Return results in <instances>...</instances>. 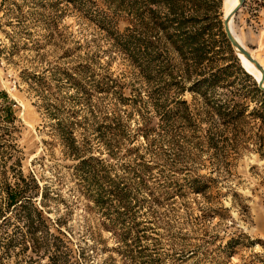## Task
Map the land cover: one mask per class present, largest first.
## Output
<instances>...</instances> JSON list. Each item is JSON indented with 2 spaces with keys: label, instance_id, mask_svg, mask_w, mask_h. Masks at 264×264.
I'll list each match as a JSON object with an SVG mask.
<instances>
[{
  "label": "rangeland",
  "instance_id": "374dc122",
  "mask_svg": "<svg viewBox=\"0 0 264 264\" xmlns=\"http://www.w3.org/2000/svg\"><path fill=\"white\" fill-rule=\"evenodd\" d=\"M177 1L0 0V264H264V94Z\"/></svg>",
  "mask_w": 264,
  "mask_h": 264
},
{
  "label": "water",
  "instance_id": "95a60500",
  "mask_svg": "<svg viewBox=\"0 0 264 264\" xmlns=\"http://www.w3.org/2000/svg\"><path fill=\"white\" fill-rule=\"evenodd\" d=\"M246 0H239V4L231 11L229 15L224 18V30L227 35L228 40L235 49L237 55L243 54L246 58L254 63L257 69L261 72V77L257 79L258 87L264 92V67L262 64L253 56V54L238 40L234 31L231 27V22L233 21L235 15L243 6Z\"/></svg>",
  "mask_w": 264,
  "mask_h": 264
},
{
  "label": "bare ground",
  "instance_id": "6f19581e",
  "mask_svg": "<svg viewBox=\"0 0 264 264\" xmlns=\"http://www.w3.org/2000/svg\"><path fill=\"white\" fill-rule=\"evenodd\" d=\"M227 8H231L229 11H228V14L229 15L231 13V11L239 4V0H227ZM226 15V16H227ZM231 27H232V30L234 31L236 37L238 38V40L240 41V38L239 36L237 35L234 27H233V21L231 22ZM241 42V41H240ZM242 43V42H241ZM243 44V43H242ZM244 45V44H243ZM245 46V45H244ZM246 47V46H245ZM247 48V47H246ZM248 49V48H247ZM250 51V50H249ZM251 52V51H250ZM252 53V52H251ZM253 54V53H252ZM254 56V54H253ZM255 57V56H254ZM239 58H241L242 60V64L243 66L245 67V69L249 72V74L251 73L255 79H259L261 77V72L257 69V67L254 65V63L252 61H250L248 58H246L243 54H239ZM256 58V57H255Z\"/></svg>",
  "mask_w": 264,
  "mask_h": 264
},
{
  "label": "trees",
  "instance_id": "16d2710c",
  "mask_svg": "<svg viewBox=\"0 0 264 264\" xmlns=\"http://www.w3.org/2000/svg\"><path fill=\"white\" fill-rule=\"evenodd\" d=\"M162 1H164L165 3H168L169 5H170V9H171V11L172 12H174V13H176L175 12V7H178V5H179V3H178V1L177 0H162ZM182 21H180V23H179V25L181 26L182 25ZM166 27H168L167 25L165 26V28ZM192 36H183V40L184 41H187V39H190ZM222 37H223V39L225 40V41H227V43L229 44V40H228V38H227V35H226V33L223 31L222 32ZM181 50H183L182 49V47H181ZM257 89L259 90V91H261L263 94H264V92L257 86Z\"/></svg>",
  "mask_w": 264,
  "mask_h": 264
}]
</instances>
